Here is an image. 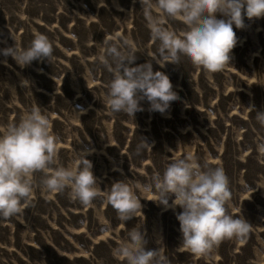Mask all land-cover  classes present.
I'll return each instance as SVG.
<instances>
[{"label":"rangeland","instance_id":"rangeland-1","mask_svg":"<svg viewBox=\"0 0 264 264\" xmlns=\"http://www.w3.org/2000/svg\"><path fill=\"white\" fill-rule=\"evenodd\" d=\"M243 19L244 27L233 26L230 64L208 73L185 57L163 67L151 58L157 44L139 0H0V48L27 46L36 32L53 46L49 60L24 67L0 54V126L39 106L58 138L60 162L67 166L85 151L100 191L85 205L71 199L69 189L44 192L35 173L31 204L0 219V264H124L112 249L133 228L168 264H264V154L257 147L264 126L256 120V111H264V17ZM169 24L184 27L178 20ZM109 39L134 46V64L151 61L154 71L167 74L178 99L165 113L149 111L146 99L134 117L109 112L104 94L111 74L99 60ZM23 78L29 87L21 86ZM144 139L150 144L137 151ZM189 152L225 170L231 190L226 210L251 224L246 240L225 239L195 255L181 244L179 206L165 208L146 199L152 193L138 192L144 216L125 223L107 202L104 192L114 180L150 182L154 171Z\"/></svg>","mask_w":264,"mask_h":264},{"label":"clouds","instance_id":"clouds-1","mask_svg":"<svg viewBox=\"0 0 264 264\" xmlns=\"http://www.w3.org/2000/svg\"><path fill=\"white\" fill-rule=\"evenodd\" d=\"M149 29L150 39L157 44L151 58L161 67L165 62L179 63L181 57L208 73L222 71L230 64L229 53L237 43L233 26L244 27L243 17H264V0H139ZM220 13L223 18H218ZM243 13V15H242ZM178 20L184 27L177 31L169 21ZM134 46L103 41L99 60L111 74L104 94L109 112H123L134 117L142 110L140 100L149 102V111L165 113L178 97L167 74L153 70L151 61L134 64ZM0 54L11 56L24 67L34 59H47L53 46L45 34L34 33L27 46L0 48ZM29 87L30 81L20 80ZM84 109H80L83 112ZM256 120L264 126V111H256ZM58 138L51 130L46 114L39 106L25 110L18 121L0 126V219L21 214L33 199L37 186L35 173H40L38 186L44 192L59 193L69 189V196L90 205L100 195L97 178L87 153L74 158L67 166L59 159ZM145 139L137 151L146 148ZM264 154V136L257 140ZM229 178L222 166L201 164L191 152L175 156L163 171H154L150 182L135 184L114 180L104 192L107 202L116 210L118 219L127 222L144 216L141 197L159 202L176 214L181 244L195 255L209 253L225 239H247L251 224L243 216L226 210L231 197ZM172 196L169 203V196ZM107 227V225H106ZM144 232L133 228L117 242L112 255L124 264H168L158 248H147Z\"/></svg>","mask_w":264,"mask_h":264}]
</instances>
